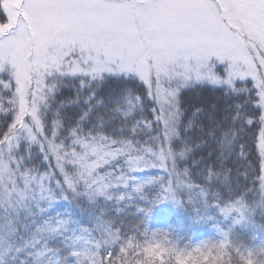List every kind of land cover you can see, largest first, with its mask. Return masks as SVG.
Segmentation results:
<instances>
[{
  "label": "snow or ice",
  "instance_id": "1",
  "mask_svg": "<svg viewBox=\"0 0 264 264\" xmlns=\"http://www.w3.org/2000/svg\"><path fill=\"white\" fill-rule=\"evenodd\" d=\"M5 76L7 82L0 78V86L11 94L7 110L0 95V111L11 116V123L0 127V207L5 214L17 205L28 207L31 198L38 205L53 201L56 173L62 177V182L55 181L58 188L71 191L82 184L92 202H104L98 214H89L90 227L71 221L76 227L70 228L58 215L38 227L22 247L10 239L17 232L11 221L0 224V244L8 231L7 250L18 254L33 248V264H220L221 256L230 252L227 264L236 258L251 264L245 250L256 246L232 243L227 231L218 243L191 250L167 234L161 239L158 231L149 235L145 230L142 243L136 237L122 239L121 229L105 219V205L114 201L119 212L125 201L154 203L186 189L189 195L197 191L188 182L189 170H177L175 156L190 150L180 132L184 94L198 88L248 94L244 104L235 106L220 142L231 155L237 132L258 123L264 171V0H0V77ZM66 82L75 98L58 99ZM105 88L111 90L108 104H115L110 110L98 99ZM146 100L154 105L151 120L145 114ZM247 103L259 109L255 121L244 111ZM100 106L106 110L103 115L97 112ZM69 108L78 111L69 114ZM117 118L119 127L106 132L105 126ZM192 123L190 119L185 129ZM237 123L240 127L234 130ZM174 140L185 147L174 151ZM34 148L48 164L44 171L29 163ZM152 169L166 176L138 175ZM258 180L260 192L264 175ZM248 191L255 190H245L221 211H239L236 205L246 201ZM46 232L48 239L61 236L67 254L60 256L59 248L47 244L41 248ZM138 249L146 259L137 258Z\"/></svg>",
  "mask_w": 264,
  "mask_h": 264
},
{
  "label": "trees",
  "instance_id": "2",
  "mask_svg": "<svg viewBox=\"0 0 264 264\" xmlns=\"http://www.w3.org/2000/svg\"><path fill=\"white\" fill-rule=\"evenodd\" d=\"M0 78L7 82L6 76ZM66 84L67 86L61 89V95L58 99L75 98L74 88L71 84L67 82ZM242 86L238 84V87ZM247 87H252V84L249 83ZM110 91V89L105 88L98 99L108 104ZM0 95H3L4 108L7 110L10 107L7 101L11 99V94L0 86ZM251 96L254 101L255 92L251 93ZM247 99L248 94L231 93L223 88L212 87L198 88L184 94L185 114L182 117L183 123L180 132L181 140L187 142V147L190 150L186 152L184 157L177 154L175 159L178 171L183 172L186 168L189 170L188 182L197 186V191L189 195L186 189L183 195L162 198L154 203L141 202L138 198L125 201L119 205L122 209L119 212L116 211L117 205L114 201L108 202L105 205L107 208L105 219H111L114 227L121 229L122 239L136 237L142 243L145 230H149V235H151V231H158L162 234L161 239L165 238L163 234H167V239L176 242L179 247H187L191 250L205 242L209 244L218 243L223 238L224 231H227L229 232V239L234 244L245 247L264 245V213L258 210L252 217V220L256 221L255 225L252 223L245 224L242 221L241 227H238L233 225L232 221L224 220V214L221 211L224 208L223 205L234 201L245 190H255L247 192V202H252L259 197L258 177L262 175V170L261 157L257 147L258 123H254L252 126L246 125L244 133L237 132L231 155H227L226 145L220 142L223 130L230 126L231 118L235 115V106L244 104ZM153 106L150 100L145 101V114L150 120L153 119L151 114ZM113 107H115L114 103L108 104V110ZM197 109L199 112L193 117L192 113ZM67 111L72 114L78 109L69 108ZM244 111L253 116L254 121L258 118L259 109L254 107V103H247ZM97 112L103 115L106 110L100 106ZM139 118L137 116V119ZM190 119L193 121L192 126L186 130L185 126ZM10 123L11 116L6 111H0V127ZM119 124L120 119L117 118L105 126V131L112 133L114 128L119 127ZM239 127L240 125L237 123L234 130L239 129ZM213 130L215 131L213 132ZM172 146L174 151L179 152L185 147V144L174 140ZM241 148H243L244 153L242 157L240 155ZM29 163L38 165L40 171H44L48 167V164L42 161L38 150L35 148L33 149V160ZM50 163L55 170L54 159ZM209 172L211 173L210 177ZM225 172L229 176L227 182L223 179ZM56 174L58 180L62 182V177L59 173ZM160 174L166 175L161 169H152L146 170L142 176ZM55 181L54 176L51 183V189L54 193L53 201H41L38 205L36 198H31L28 207L17 205L15 210L9 208L7 215L5 208L0 207V224L7 225L11 221L17 229L16 234L10 238L15 246H24L36 233L38 227L43 228L45 221L53 220L58 215L69 222L70 228L76 227L75 224L70 223L76 221L79 216L74 203L75 199H78V204L84 207L91 205L97 213L100 212L101 204L103 205L104 202L99 198L95 203L92 202L86 195L87 189L82 184L70 191L66 187L58 188ZM199 189H203L204 194H201ZM157 191H159L158 187L152 190L149 199L154 197ZM138 208L145 211L139 213ZM138 232L140 233L139 236L137 235ZM3 234L5 242L0 244V257H3V264H21L22 260H26L28 264H33L34 256L29 255V253L34 252V249L29 247L18 254L14 250L9 251L7 250L9 239L7 228ZM63 235L67 236L69 233H63ZM47 237V232L41 237V248L47 244L49 248H59L60 256L67 254L61 236L58 235L55 239H48ZM114 251L118 254V247ZM141 253L142 249H138L137 258L146 259L147 255ZM232 255L231 252L228 255H222L220 264H227ZM157 264H159L158 260Z\"/></svg>",
  "mask_w": 264,
  "mask_h": 264
},
{
  "label": "clouds",
  "instance_id": "3",
  "mask_svg": "<svg viewBox=\"0 0 264 264\" xmlns=\"http://www.w3.org/2000/svg\"><path fill=\"white\" fill-rule=\"evenodd\" d=\"M224 181L229 180L228 173L223 174ZM237 207L241 212V219L245 224L254 223L252 217L259 210L264 213V188L260 189L259 197L252 202L239 201ZM247 259L251 261V264H264V245H258L250 252L245 250ZM232 264H242L239 258L233 260Z\"/></svg>",
  "mask_w": 264,
  "mask_h": 264
},
{
  "label": "rangeland",
  "instance_id": "4",
  "mask_svg": "<svg viewBox=\"0 0 264 264\" xmlns=\"http://www.w3.org/2000/svg\"><path fill=\"white\" fill-rule=\"evenodd\" d=\"M169 166H171V164H169ZM165 175V174H164ZM58 175L56 174L55 175V180H58V177H57ZM166 176V175H165ZM80 206L81 205H78V208H80ZM234 210V209H233ZM232 212H234V211H232ZM91 212H88L87 214H90ZM231 213V212H230ZM93 214V213H92ZM91 224H92V221H91V219H89V227L91 226ZM97 235H98V233H97ZM106 257H107V255H106ZM106 260V259H105Z\"/></svg>",
  "mask_w": 264,
  "mask_h": 264
}]
</instances>
